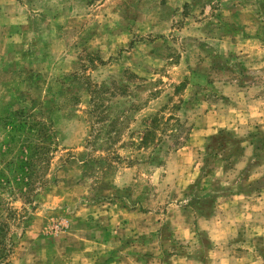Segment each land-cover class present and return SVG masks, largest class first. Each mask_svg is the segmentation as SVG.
<instances>
[{"label": "rangeland", "instance_id": "rangeland-1", "mask_svg": "<svg viewBox=\"0 0 264 264\" xmlns=\"http://www.w3.org/2000/svg\"><path fill=\"white\" fill-rule=\"evenodd\" d=\"M258 194L264 0H0V264L264 256Z\"/></svg>", "mask_w": 264, "mask_h": 264}, {"label": "crops", "instance_id": "crops-1", "mask_svg": "<svg viewBox=\"0 0 264 264\" xmlns=\"http://www.w3.org/2000/svg\"><path fill=\"white\" fill-rule=\"evenodd\" d=\"M111 180L113 181L114 184H118V185L124 184V182H119L117 180V174L113 175ZM258 198L260 200H262L264 198V196L258 194ZM113 204L115 206H117L119 203L113 202ZM243 205L246 206V204H243ZM101 221H103V220H101ZM105 221H106V223L103 221V223L105 225L101 228V231H104V233H106V238L118 236V234H117L118 231H116V229L118 230L119 228L117 227V224L115 222H113V218L111 216L106 217ZM255 224L257 226V228L255 229V232H256L255 235H257V237H258L259 235H261V229L264 228V224H261L259 222L255 223ZM212 225H214V224L212 222L210 223V221H209L207 229L208 230L212 229L213 228ZM236 227H239V226L236 225ZM233 237H236V238L234 239L235 240L234 242L233 241L230 242V244H232L231 248L228 247L229 250L227 252H224L223 250L217 249L216 255L213 256L215 258H213L212 260H208L207 264H264V256L259 254V251L256 247H251L248 245V243H246L242 249H238V246L245 243L244 240L246 238L249 239L248 235L245 236L244 232L240 233V230H236V233L232 236V238ZM239 240H241V241H239ZM235 244L237 246H235ZM212 255H214V254L212 253ZM79 264H88V263L86 262V260H84V261L80 260ZM113 264H120V263H119V261H116V263H113Z\"/></svg>", "mask_w": 264, "mask_h": 264}, {"label": "trees", "instance_id": "trees-1", "mask_svg": "<svg viewBox=\"0 0 264 264\" xmlns=\"http://www.w3.org/2000/svg\"><path fill=\"white\" fill-rule=\"evenodd\" d=\"M96 105H97V104H96ZM96 105L94 104V106H96ZM25 124H26V123H21V127H22L23 125H25ZM5 227H6V222L0 220V251L2 252L1 254H3L4 251L6 250V248H5L6 244H5V242H4V238L1 237L2 235H6L7 230L5 231ZM3 255H4V254H3Z\"/></svg>", "mask_w": 264, "mask_h": 264}]
</instances>
